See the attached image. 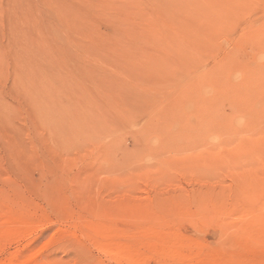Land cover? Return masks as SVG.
<instances>
[{
  "label": "rangeland",
  "instance_id": "1",
  "mask_svg": "<svg viewBox=\"0 0 264 264\" xmlns=\"http://www.w3.org/2000/svg\"><path fill=\"white\" fill-rule=\"evenodd\" d=\"M0 264H264V0H0Z\"/></svg>",
  "mask_w": 264,
  "mask_h": 264
}]
</instances>
